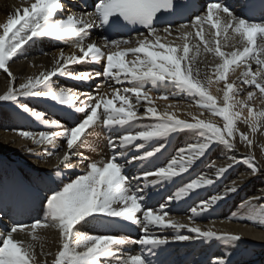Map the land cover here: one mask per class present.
<instances>
[{
    "label": "snow or ice",
    "instance_id": "obj_1",
    "mask_svg": "<svg viewBox=\"0 0 264 264\" xmlns=\"http://www.w3.org/2000/svg\"><path fill=\"white\" fill-rule=\"evenodd\" d=\"M241 9V14L236 15L223 2L213 0L197 14L185 0H96L92 11L73 12L65 0H23L21 7L7 15L6 21L0 23V71L6 74L7 84L0 101L13 103L19 115L48 129L11 131L43 147V155H55L57 164L66 169L78 167L71 163L72 157L87 163L82 174L57 186L58 190L49 189L42 219H34L31 224L13 221L6 226L8 230L0 232V264H49L48 256L53 257L50 264H163L153 257L162 255V246L171 242L220 241L232 247L244 238L240 233L217 230L215 219L203 226L198 223L210 217L245 180L264 170L256 157L257 147L264 155V143L256 139L258 133L264 136V3L248 2ZM177 19L184 22L176 23ZM135 26L145 31L135 36L122 34L124 29L131 31ZM93 29L115 33L117 38L102 35V46L95 40L87 42ZM43 39L71 44L74 51L66 54L60 49L52 55L49 68L41 65L37 74L17 83L10 63L25 56L26 46ZM87 63H102V71L71 68ZM241 66L243 70L230 79V72ZM56 77L81 83L107 78L116 85L130 86L108 83L104 90L105 85L100 84L92 94L57 86ZM214 81H223V89H217L223 93L222 104L210 91ZM169 87L176 89L171 93L174 103L158 110L155 100L168 101L169 95L162 88ZM154 91L160 95L153 98ZM242 93L246 95L238 99ZM21 98L51 102L70 117L80 114L82 119H73L69 127L60 119L49 118L47 110L39 111ZM184 98L220 117L222 125L201 118L204 111L199 115L184 111L186 118H181L177 113ZM192 107L187 105L188 109ZM145 120L149 122L142 123ZM241 123L246 131L241 130ZM98 127L116 129L117 135L107 141L112 150L108 158L90 161L79 149L91 147L89 137ZM178 133L189 135L190 140L169 158L165 155L168 144ZM237 137L248 149L242 161L227 156V162L220 166L214 161L209 164L214 170L211 173H200L183 182L184 174L214 146L235 150ZM49 146L63 147V155L48 151ZM131 149L141 154H132L128 159ZM27 151L36 150L28 147ZM160 157L163 161L156 164ZM121 158L124 163L119 162ZM135 162L147 163L138 175L129 176L125 168ZM241 162L248 168L246 173L221 191L199 197V191L215 185ZM55 175H62L59 168ZM140 180L145 182L144 187L134 183ZM178 181L181 186L175 187L165 202H158L156 207L149 204L152 197L145 188L166 183L176 186ZM194 195L198 202L192 200ZM262 199L264 195H257L243 201L247 217L239 218L264 227V204L257 203ZM173 202L184 204L187 215H172L168 204ZM236 218L234 215L229 219ZM132 227L139 229L138 239L110 234L111 229ZM48 228L58 233L54 253L44 251L37 234L38 229ZM100 230H104L103 234H98ZM168 230L170 234H164ZM20 233L29 239H16ZM130 244L140 245V252L125 255L124 247ZM38 245L43 260H38ZM213 264L229 262L221 255Z\"/></svg>",
    "mask_w": 264,
    "mask_h": 264
},
{
    "label": "bare ground",
    "instance_id": "obj_2",
    "mask_svg": "<svg viewBox=\"0 0 264 264\" xmlns=\"http://www.w3.org/2000/svg\"><path fill=\"white\" fill-rule=\"evenodd\" d=\"M23 2V0H21ZM23 3H19V0H0V23L6 21L7 15L11 14L16 7H21ZM57 45V44H55ZM52 44V39L41 40L36 44H29L25 48V56L15 58L13 62L10 63V68L13 73L17 76V83L23 81L28 75L37 74L41 70V65L44 68H49L52 64V55L58 53L61 47H56ZM65 53H70L74 51L71 47L63 48ZM227 50V49H226ZM47 54V55H45ZM129 60L132 59L131 56L128 57ZM208 60L211 61L212 57L209 56ZM33 64L35 67H33ZM81 65H73V68L78 69ZM255 68V66H254ZM211 73V69H207ZM243 70V66L237 68L235 72H230L229 78L233 79ZM57 81V86L71 87L78 90L77 86L73 85V82L70 80L68 85L63 84L62 77L54 78ZM67 81V79H64ZM128 87V85L126 83ZM119 86V85H117ZM240 85L238 84V87ZM151 87V85H148ZM247 87V86H243ZM7 88L6 84V74L0 71V94H2ZM223 89V81L213 82L210 86V91L213 95L218 97V103L222 104V91H217V89ZM106 90V89H105ZM166 94L169 95L168 101L155 100V104L158 107V110L162 109L167 103H174L171 98V91H176L174 88L163 89ZM153 98L160 95V92L154 91L152 94ZM183 95V94H181ZM246 93H242L239 98H243ZM25 102L29 103L31 107L36 108L39 111L47 110V116L49 118L60 119L62 123L71 127L73 126V119L76 122L79 119H82L80 114H77L75 118H72L68 115L67 112L62 111L60 108L53 107L51 102H47L41 99L34 98H21ZM177 99H180L179 97ZM188 100V101H185ZM259 104V100L256 101ZM192 104L193 107L188 109L187 105ZM181 111L177 114L181 115V118H186L183 115L184 111H192L199 115L204 111V116L201 118L215 120L218 124L223 123L222 119L218 116H212L207 111L200 109L195 106L194 101L184 98L180 103ZM143 111V108H141ZM247 114L246 112L244 113ZM26 115V114H25ZM149 121L145 120L142 123H148ZM242 131H246L247 128L242 123L239 125ZM13 128H24L32 132H39L43 130H48L45 126L40 125L32 118H25L18 114L16 106L11 102L0 101V185L1 189H12L18 185L23 187L25 191L34 201L35 205L38 207V210L42 216L45 215L44 204L46 203L45 197L50 195V188L58 190L57 186L62 187L63 183L68 182L70 179L75 178L76 175L83 173L84 168L86 167V162L81 163L78 157H72L71 163L78 165L73 169H66L63 165H58L56 156H45L43 155V147H37L32 145L30 141L21 139L11 131ZM117 135L116 129H107V128H97L95 133L89 137V143L91 147L85 148L81 147L79 150L84 152V155L89 158V160H100L106 159L111 154L110 147L107 145L106 138L115 137ZM239 139V138H237ZM257 143H264V136L257 134ZM190 137L184 133L174 134L171 137V141L168 144L166 156L175 155V151L181 147H184L187 142H189ZM59 144H63V141H58ZM238 140L236 142V149L233 151L226 150L222 145L214 146L205 157L201 158L188 173H185L183 176V182H187L192 178H196L200 173H211L214 171L209 168L211 162H216L218 166L227 162V156H236L242 161L243 155L247 153V147ZM28 147L35 148V153H29L27 151ZM63 147L58 149H53L51 146L48 147V151L58 152L61 156L63 155ZM132 154H141L136 149H131L128 159H130ZM256 157L260 163L262 169H264V155L261 154L259 147L256 149ZM163 157H160V160L155 161L156 164H159L160 161H163ZM120 163H124V158L119 160ZM147 162L141 164L135 162L133 164H128L125 168L126 174L129 176H135L139 174V171L142 167L145 166ZM151 167V166H149ZM57 168L61 171L62 175L57 177L55 172ZM248 168L242 162L232 169H230L222 179H220L212 187L199 191V197L207 198L208 196L215 194L218 191H221L225 185H228L232 180L237 179L242 174L246 173ZM140 187H144L145 182L140 180L138 182ZM181 186L180 182H177L176 186H173L171 183H166L163 185L149 186L145 188L146 194H151V200L149 204L156 207L159 203H163L166 200L167 195L175 191V187ZM14 189V188H13ZM264 195V170L258 173L255 176H252L245 180L239 187L238 191L232 194H229L219 205L215 208V211L211 214L210 217L206 216L198 220L202 226L209 224L210 220L215 219L217 230H227L235 233H240L244 237L240 242L232 247H225L220 241H196L193 242L197 245H204V248L210 249L209 253L215 249L208 260H204L199 256L195 257L196 259H201L195 264H213V260L223 255L225 259L228 260L229 264H264V227H259L257 224L252 222L250 219H240L239 217H247V209L242 207L243 201L247 200L249 197ZM192 200L198 202L197 196H193ZM258 204H264V199L257 201ZM170 213L177 216H186V206L184 204L173 202L168 204ZM4 212L0 211V217ZM236 216V219H229L233 216ZM5 221L3 224L0 223V232L8 230L6 226L10 225L13 221L6 220L8 218L3 217ZM34 219L37 218H28L26 221H20L22 223H31ZM223 221V223H221ZM171 230L167 231V234H170ZM185 234L187 230H182ZM104 230H100L98 234H103ZM166 233V232H165ZM37 234L42 238L41 242L44 244L45 252L54 253L58 248V233L55 229H38ZM16 239L28 240L29 237L24 233L17 234ZM174 247V246H173ZM169 248V252L183 253L180 252L177 248ZM195 248L192 247V250ZM140 250V248H136ZM39 245L37 246V256L38 260H43L44 257L39 255ZM196 253L201 254V250H198ZM204 255H208V251L204 252ZM52 256H48V262L50 264ZM188 258V257H185ZM193 260V261H194ZM191 260L185 264H189ZM180 263V262H179ZM173 264V263H171Z\"/></svg>",
    "mask_w": 264,
    "mask_h": 264
},
{
    "label": "rangeland",
    "instance_id": "obj_3",
    "mask_svg": "<svg viewBox=\"0 0 264 264\" xmlns=\"http://www.w3.org/2000/svg\"><path fill=\"white\" fill-rule=\"evenodd\" d=\"M63 84L68 85V83H63ZM171 92H173V91H171ZM185 101H188V100H185ZM237 138H239V137H237ZM238 140L239 139H237V141ZM17 187H18V189L16 191L14 190V192H12V197L13 198H11L10 197V192L2 190L1 189V185H0V202H4L5 200H9V203H12V200H16L17 201L19 198L21 200V198H22V196L24 194L23 187L20 186V185H18ZM25 199H26V197L22 199V201H21L22 204H24ZM35 207L38 208L36 205H35ZM38 213H39V210L37 211V215H38ZM3 221H5V220L0 217V223L3 224ZM31 223H29V224H31Z\"/></svg>",
    "mask_w": 264,
    "mask_h": 264
}]
</instances>
